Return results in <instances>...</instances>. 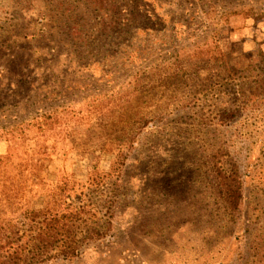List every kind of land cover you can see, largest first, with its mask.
Listing matches in <instances>:
<instances>
[{
    "label": "rangeland",
    "instance_id": "rangeland-1",
    "mask_svg": "<svg viewBox=\"0 0 264 264\" xmlns=\"http://www.w3.org/2000/svg\"><path fill=\"white\" fill-rule=\"evenodd\" d=\"M145 1L123 29L93 0H0V180L82 217L77 255L34 264H264V98L217 122L264 78V0Z\"/></svg>",
    "mask_w": 264,
    "mask_h": 264
},
{
    "label": "trees",
    "instance_id": "trees-1",
    "mask_svg": "<svg viewBox=\"0 0 264 264\" xmlns=\"http://www.w3.org/2000/svg\"><path fill=\"white\" fill-rule=\"evenodd\" d=\"M99 8L107 11L116 10L114 15H108L107 20L112 23L121 24V28L129 25V17L136 16L142 19L147 18V1L145 0H113L108 5L107 0H93ZM105 5L103 6V4ZM113 3V4H112ZM95 5V4H94ZM109 6V8H108ZM107 22L104 21L103 24ZM247 70L255 71V65L249 64ZM236 73L233 68L229 70ZM235 75V74H233ZM248 88L240 92L241 104L237 108L225 110L218 114V124H226L231 121L237 113L242 112L246 102L249 100L258 101L264 98V78H259ZM241 105V109H240ZM0 197L8 201V209L0 214V264H34L45 258V253L55 246L59 247L60 254L65 258L74 257L78 253L75 242L65 237H58L63 230L72 229L82 220L81 211L70 210V196L63 191L61 193H50L43 207L40 209L22 208V200L18 188L11 189L7 193L4 180H0ZM239 183L234 179V184H229L230 197L234 200L231 209H236L239 192ZM62 207L63 211L57 208ZM29 233V234H28ZM26 238V239H25ZM77 243V242H76Z\"/></svg>",
    "mask_w": 264,
    "mask_h": 264
}]
</instances>
